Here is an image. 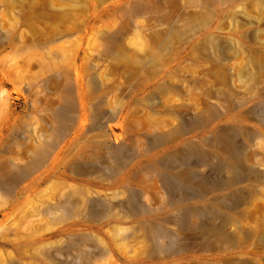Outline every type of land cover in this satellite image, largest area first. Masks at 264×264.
<instances>
[{"label": "rangeland", "instance_id": "rangeland-1", "mask_svg": "<svg viewBox=\"0 0 264 264\" xmlns=\"http://www.w3.org/2000/svg\"><path fill=\"white\" fill-rule=\"evenodd\" d=\"M128 263L264 264V0H0V264Z\"/></svg>", "mask_w": 264, "mask_h": 264}, {"label": "bare ground", "instance_id": "bare-ground-1", "mask_svg": "<svg viewBox=\"0 0 264 264\" xmlns=\"http://www.w3.org/2000/svg\"><path fill=\"white\" fill-rule=\"evenodd\" d=\"M193 147V146H192ZM187 148H188V151L190 152V144L187 145ZM195 148V147H194ZM203 154V153H202ZM172 155V154H171ZM175 156V155H174ZM233 166V165H232ZM157 168V167H156ZM159 168V167H158ZM157 168V169H158ZM227 168V167H226ZM231 168V167H229ZM161 169V168H160ZM234 169V167H233ZM232 169V170H233ZM227 170V169H226ZM229 170V169H228ZM233 173V171H232ZM160 175H162L163 178L166 179V181H170L172 178L176 179V180H180L181 182H183L184 184L188 185L190 184V175H191V172H190V166L184 168L182 171L178 172L176 175H172L170 171H165V170H162L160 171ZM233 175V174H232ZM236 178L235 175L231 176L230 177V181H234ZM237 179V178H236ZM173 180V179H172ZM228 182V181H227ZM166 183V182H165ZM231 184V183H230ZM233 184V182H232ZM186 198L184 197H180L176 203H182L183 201L185 202ZM134 206V205H133ZM139 207V206H138ZM145 207V206H144ZM195 207V206H194ZM193 207V208H194ZM141 208V207H140ZM187 209V208H186ZM139 210V209H138ZM189 210V208H188ZM186 210V212L188 211ZM196 210V209H195ZM202 210V209H201ZM133 211V210H132ZM141 211V210H140ZM139 211V212H140ZM146 211V210H144ZM143 211V212H144ZM190 211V210H189ZM142 214V213H140ZM139 214V215H140ZM145 214H147L145 212ZM150 214V213H149ZM191 214V213H190ZM136 215V214H135ZM184 215V214H183ZM183 215H180L178 217V221H179V226L182 228V226H184V222L183 221H186L184 220ZM197 215V214H196ZM213 215V214H212ZM146 217V216H145ZM153 217V216H152ZM147 221V220H146ZM143 223V222H142ZM144 224V223H143ZM184 224V225H183ZM144 227L146 229L145 231V235L146 237L148 238V240L151 242V244L147 247V249L145 250L146 251V254L150 257V258H157L159 259V257L163 254V253H166V255H170V254H174V253H178L179 251L183 250V249H186L187 247H184L182 245H175L174 246H171L169 245L168 243H162L159 241V238L160 237H170V233L165 231V230H162L158 225L156 226L154 224V221L151 222V221H148L144 224ZM185 228V227H184ZM145 237V238H146ZM171 244V243H170ZM130 263V262H129ZM128 263V264H129Z\"/></svg>", "mask_w": 264, "mask_h": 264}]
</instances>
